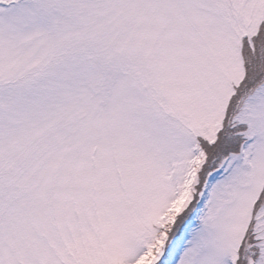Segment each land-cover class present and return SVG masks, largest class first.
Listing matches in <instances>:
<instances>
[{"label": "snow or ice", "instance_id": "obj_1", "mask_svg": "<svg viewBox=\"0 0 264 264\" xmlns=\"http://www.w3.org/2000/svg\"><path fill=\"white\" fill-rule=\"evenodd\" d=\"M0 264H264V0H0Z\"/></svg>", "mask_w": 264, "mask_h": 264}]
</instances>
